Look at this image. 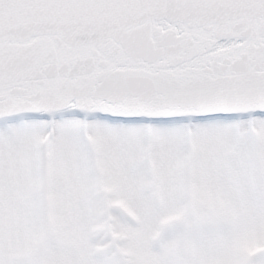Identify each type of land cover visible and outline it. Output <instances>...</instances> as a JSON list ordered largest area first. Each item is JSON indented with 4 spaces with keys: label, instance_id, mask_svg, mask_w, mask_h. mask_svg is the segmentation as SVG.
I'll return each mask as SVG.
<instances>
[{
    "label": "snow or ice",
    "instance_id": "snow-or-ice-1",
    "mask_svg": "<svg viewBox=\"0 0 264 264\" xmlns=\"http://www.w3.org/2000/svg\"><path fill=\"white\" fill-rule=\"evenodd\" d=\"M0 264H264V0H0Z\"/></svg>",
    "mask_w": 264,
    "mask_h": 264
}]
</instances>
